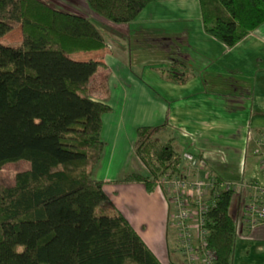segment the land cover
Returning <instances> with one entry per match:
<instances>
[{
    "label": "trees",
    "instance_id": "16d2710c",
    "mask_svg": "<svg viewBox=\"0 0 264 264\" xmlns=\"http://www.w3.org/2000/svg\"><path fill=\"white\" fill-rule=\"evenodd\" d=\"M163 1L170 0L84 3L98 18L120 25ZM196 1L203 32L227 48L264 23V0ZM13 25L20 29V41L10 46L2 39ZM104 45L84 17L42 0H0V168L28 163L11 187L0 186V264H161L92 176L103 149L101 117L111 109L88 95L89 79L101 64L71 55ZM157 73L177 85L191 75L176 63ZM165 130V124L135 129L133 152L145 175L125 174L117 183H140L151 193L162 176L202 175L184 162L172 139H156ZM207 174L216 185L222 182ZM231 196L232 190H219L206 215L214 264L232 261Z\"/></svg>",
    "mask_w": 264,
    "mask_h": 264
},
{
    "label": "crops",
    "instance_id": "0c3cea01",
    "mask_svg": "<svg viewBox=\"0 0 264 264\" xmlns=\"http://www.w3.org/2000/svg\"><path fill=\"white\" fill-rule=\"evenodd\" d=\"M81 17L110 32V39L102 36L101 50L71 55L101 64L88 95L111 109L101 117L103 149L92 176L161 264H183L160 192L117 181L129 173L145 175L133 152L135 129L162 124L158 141L172 139L179 154L200 159L204 171L232 187L244 180L256 160L253 141L264 138V23L227 48L203 32L196 0L149 4L127 24ZM173 63L191 73L183 85L157 73ZM252 182L264 183L261 177V183L250 179L241 187L247 201L245 186ZM261 226L256 238L264 241ZM256 227L241 226L238 234L247 238ZM254 249L264 253V246ZM234 259L242 263L240 255Z\"/></svg>",
    "mask_w": 264,
    "mask_h": 264
},
{
    "label": "built area",
    "instance_id": "2783aa9c",
    "mask_svg": "<svg viewBox=\"0 0 264 264\" xmlns=\"http://www.w3.org/2000/svg\"><path fill=\"white\" fill-rule=\"evenodd\" d=\"M250 139L248 134V140ZM254 143L256 149L252 154L258 160L264 182V138H257ZM181 157L189 167H196L200 171L201 163H197L191 154L183 153ZM200 172L203 173L197 174L200 178L197 175H193L191 179L162 176L154 182V187L162 191L168 227L173 231L183 264H214V252L208 248L206 242V215L213 208L219 190L232 189V185L227 182L216 185L204 169ZM245 188L250 193V199L240 210L239 229L244 226L252 230L264 224V183L252 182Z\"/></svg>",
    "mask_w": 264,
    "mask_h": 264
},
{
    "label": "rangeland",
    "instance_id": "374dc122",
    "mask_svg": "<svg viewBox=\"0 0 264 264\" xmlns=\"http://www.w3.org/2000/svg\"><path fill=\"white\" fill-rule=\"evenodd\" d=\"M42 1L48 4L50 7L57 9V10H61L62 12L71 13V14H74L80 17L81 15H84L85 17L87 16L90 18H95L96 20H102L101 18H98L96 15L91 13L86 8L84 0H42ZM96 28L101 33V35L104 37V39H108L110 37V32L108 28H106L105 26L96 24ZM2 40L7 45H10V46L17 45V43L20 41L19 27L17 25H13L11 31L7 33ZM255 149L256 147L254 143L253 151ZM27 169H28V163L24 161H19L16 163H9V164L3 165L0 168V186L11 187L14 183V176L17 173L26 171ZM202 169L203 167L201 164L200 171ZM247 170H248L247 176L244 177V180L243 181L241 180L242 181L241 183L236 184L231 189L232 196H231L230 204L228 207V213H229V216L233 219L234 223L236 224V228H237L234 245H233L231 264H264V253L256 252L254 249L256 245L260 246L261 248L264 246V241L256 238L258 237L257 235L258 230L263 227L262 226L260 227V225H258L255 228L253 235H251L250 233L247 238H245V236L243 235L238 234L240 210L246 203H248L247 198H246L247 195L245 193L246 191H244L241 187L244 186L246 182L250 181V179L261 183V172L259 169L257 159L249 162ZM204 172L206 173L207 171H204ZM198 174L200 175V173ZM199 175H197L196 177L200 178ZM189 178L191 179L193 177L192 176L186 177V179H189ZM155 189L160 192V196L162 197L161 195L162 191L157 188ZM166 215H167V209H166ZM261 225H264V224H261ZM169 229L171 230L170 227ZM169 232L170 231H168V234ZM171 232L173 234L172 230ZM234 254H236L237 256L238 255L241 256L242 263H240L238 260H235V259L233 260Z\"/></svg>",
    "mask_w": 264,
    "mask_h": 264
}]
</instances>
